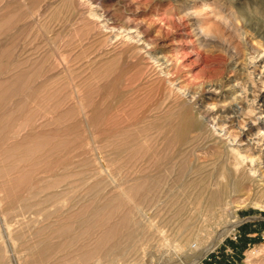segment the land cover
Segmentation results:
<instances>
[{"label":"rangeland","instance_id":"rangeland-1","mask_svg":"<svg viewBox=\"0 0 264 264\" xmlns=\"http://www.w3.org/2000/svg\"><path fill=\"white\" fill-rule=\"evenodd\" d=\"M79 2L0 0V253L6 251L0 264H89L103 254L100 264H164L168 258L178 264H264V189L250 180L241 183L230 176L220 178L221 160L217 162L220 165H213H218L215 168L208 167L205 181L201 180L204 189L191 187L190 194L185 192L188 199L182 193V179L174 181L181 184L179 187L173 183L174 188L164 193L162 199L167 202L168 190L172 191L169 195L177 191L176 196L179 194L182 199L179 208L185 205L179 217L169 224L165 218L173 214H165L161 220L154 216L155 222H166V228L163 224L161 228L166 229L163 234L169 245L162 248L164 242L158 241L164 239L156 233L158 236L152 235L146 250L133 251L132 255L128 252L123 257L126 259L122 258L124 262L121 258V262H116L107 251L110 244H133L127 238L132 225L128 216L132 202L130 205L118 196L126 185L128 192L133 185L143 191V186L150 183L149 174L152 180L157 175H167L165 180L172 182L185 164H206L217 159L221 147L224 150L222 143L212 142L213 148L221 149L217 153L202 138L198 139L200 142L192 141L193 147L187 141L204 127L198 104L221 107L230 99L226 97L228 84L248 83L252 69L247 64L248 57H254V71L263 68L264 0L88 2L86 7L102 10L116 28H123H117L114 34L110 28H98V20L94 21L97 18L90 14L91 7ZM199 26L211 35L201 37ZM126 27L138 35L141 32L140 36L149 42L147 47L143 49L137 41H125ZM231 46L239 54L233 55ZM163 53L169 61L166 70L155 60L156 55ZM262 78L258 79L256 93H264ZM173 81L192 90V94L197 92L193 94L196 97L179 92ZM207 82L222 87L220 91L209 90ZM257 113L260 119L256 118L254 127L264 123V108ZM241 117L236 119V133L251 124H245L248 117ZM179 149L189 152L188 156L183 153L181 157H186L180 158ZM169 175L173 177L170 179ZM138 177L140 182L135 180ZM199 184L196 182L200 187ZM41 189H57L65 193L67 202L54 204L49 202L52 199L46 201L43 196L34 195ZM224 189L232 191V202L220 218L221 208L215 202ZM139 191L129 194L134 198L142 194ZM137 196L134 199L139 201L141 196ZM111 199L117 200H113L115 207L112 204L101 208ZM23 200L37 204L26 212L27 222L18 225L10 218L13 209L9 207ZM44 206L49 208L48 214H34ZM31 216H42V223H30ZM112 226L114 231L108 235ZM103 236L106 240L112 237L107 247ZM177 244L185 245L179 253ZM39 249L44 250L38 252ZM208 249L205 257L197 260L200 252ZM105 251L115 260L108 259L110 255ZM42 252L46 258L41 257ZM83 252H90L84 260L80 257Z\"/></svg>","mask_w":264,"mask_h":264},{"label":"bare ground","instance_id":"bare-ground-1","mask_svg":"<svg viewBox=\"0 0 264 264\" xmlns=\"http://www.w3.org/2000/svg\"><path fill=\"white\" fill-rule=\"evenodd\" d=\"M80 2H79V4L81 3V4H85V7H86V4L88 3V4H93V0L91 1V0H79ZM216 2V1H215ZM215 2H213V1H211V3H215ZM11 3V2H10ZM210 3V2H209ZM7 4H9V3H7ZM217 4V3H216ZM93 5H95V4H93ZM92 6V5H91ZM91 6H89V7H91ZM218 6V5H217ZM89 7L87 6L86 8H88L89 9ZM6 8H7V6H6ZM5 8V9H6ZM9 8V7H8ZM7 8V9H8ZM101 8V7H100ZM213 8H215V6L214 7H212V9ZM102 10H99L98 8H95V7H91L90 8V14H91V16H95L97 19L95 20L94 18V21H97L98 20V23L96 24V25H98L97 27L98 28H101L100 27V25L101 26H104V27H106V30H108V28H110L111 29V32H112V34H114V32H115V30H117V28H119V27H117L116 28V26L112 23V22H110L109 21V17H105V16H107L103 11L101 12ZM88 13H89V11H87ZM108 13V12H107ZM214 13L216 14V12L214 11ZM110 14V13H109ZM90 16V17H91ZM112 18V17H111ZM223 19V18H222ZM227 20H228V18H227ZM115 22V21H114ZM200 27V28H199ZM197 29H199V31H198V34L199 35H201V37H202V35H207V34H210L211 35V33H208V32H206L205 33V30H203V29H201V27H203V26H199ZM103 28V27H102ZM132 28H134V27H132ZM162 28V27H161ZM204 28V27H203ZM119 29H121V28H119ZM123 29V28H122ZM121 29V30H122ZM125 29V28H124ZM236 29L238 30V28H237V26H236ZM249 29V28H248ZM248 29H246V30H248ZM120 30V31H121ZM127 32H126V34H125V41L127 40H132L133 42L134 41H137V42H139V44H142L143 45V49L144 48H146L147 47V45L149 44V42H147L146 41V38L145 39H143V37H141L140 35H141V32L139 33L140 35H138V33H134V30L133 29H131V28H127L126 27V29H125ZM138 30V29H137ZM161 30V29H160ZM207 31V30H206ZM245 31V30H244ZM263 32V31H262ZM240 33V32H239ZM111 34V33H110ZM117 34H118V31H117ZM119 34H120V32H119ZM262 34V33H261ZM204 35V36H205ZM263 35V34H262ZM115 36H116V33H115ZM119 36V35H118ZM123 36H124V34H123ZM117 37V36H116ZM206 37V36H205ZM121 38V37H120ZM208 38V37H207ZM122 39V38H121ZM124 39V38H123ZM116 40V39H115ZM119 41V40H118ZM129 42V41H128ZM151 42V41H150ZM8 44V43H7ZM7 44H5L6 46H7ZM129 44V43H128ZM134 44H135V42H134ZM150 44H152V43H150ZM142 45L140 46V47H142ZM14 46H15V44H14ZM14 46H12V48L14 47ZM140 47H139V49H140ZM151 47V46H150ZM235 47V46H234ZM234 47L233 46H231V49L234 51ZM261 48V47H260ZM229 49H230V47H229ZM262 49H263V46H262ZM147 50V52H148V49H146ZM150 50V49H149ZM261 50V49H260ZM145 51V50H144ZM230 51V50H229ZM232 51V52H233ZM236 51L238 52V50L236 49ZM236 51H234L233 52V55H236V54H239V53H236ZM264 51V50H263ZM140 52H142V49H141V51ZM146 52V51H145ZM146 52V53H147ZM231 52V51H230ZM260 53V52H259ZM259 53H258V56H259ZM263 53V52H262ZM149 54V53H148ZM151 54V53H150ZM246 54V56H247V53H245ZM261 54V53H260ZM263 55V54H262ZM261 55V56H262ZM152 56V55H151ZM232 56V55H231ZM238 56H240V58H241V55H238ZM238 56H237V58H238ZM147 57H149V56H147ZM234 57V56H233ZM243 57V56H242ZM245 57V56H244ZM156 58V59H155ZM154 59L158 62V64H159V67L160 68H163V69H167L168 68V66H169V61H168V58H167V56L163 53V54H161V55H156V57H155ZM261 58V57H260ZM243 59V58H242ZM254 57H248V61H247V64H248V66H249V68H252L251 70H250V74L249 75H251L250 76V81L247 83H242L241 81H235V82H233L232 84H228V89H230V91L227 93V95H226V97H228V101H226L224 104H223V106H221V107H218V108H215L213 105H210V104H205V102L204 103H201V104H198L197 105V110H198V112H199V114L202 116V122H203V124H204V127L199 131V133L197 134V135H193V137H187V138H189L188 140L189 141H187V142H189V144H190V142H194V141H196L197 142V140L198 139H200V138H202V139H204V140H206L208 143L210 142V145H209V148L210 147H212L211 146V143L212 142H214V143H222V145L224 146V150H223V148L221 147V149H222V153L217 157V159L216 160H213L212 159V161H210V160H208V161H210V163H208V161H206V164H203L204 162H202V164L200 163V164H196L195 163V161H192V162H194V164L192 163H190L191 165H188V166H186L185 167V165H184V167H181L180 168V170H178V174H180V175H176V176H172V175H169L168 177H170V179L173 177V179H171L172 180V182H170V181H168V180H165V176H167V175H165L164 177L161 175H157V177L154 179V180H152L153 178V176L151 177L152 179H149V175H148V180L150 181V183H145V185L146 186H143L144 187V190L143 191H139V190H141L139 187H140V185H139V189L137 190V186L135 185V187H134V185H133V187H134V189L135 190H137V192L139 191V193L141 192L142 194L141 195H138V196H141V198H139L140 200L138 201V200H135L136 199V196L133 198V196L132 195H130L129 193L132 191H135L134 189H132L133 187H131V189H130V191L128 192L127 190H128V187H127V185H126V188H127V190H126V188H123V190L118 194V196L120 197H122V198H124L125 199V201L127 200L128 201V203L130 202H132L130 205L133 207L132 209H131V211H129L130 212V214H129V212H127V215L129 216V222L132 224L131 226H130V224H129V226H130V234L129 233H126L127 235L129 234V236L127 237L129 240H131V241H133V244H128L127 246H125V247H123V246H118V245H114L113 247H112V244H110V247H108V248H110L109 250H107V249H105V250H107L109 253H112L114 256H112V257H115V259H116V262H117V259L119 260L120 258L122 259L123 257H124V255L125 254H127V255H129V253L128 252H130L131 254L130 255H132L134 252H140V250H143V249H145L146 250V244H148L149 243V240L152 238V235L153 234H155L156 235V237L158 236V234L160 233L161 235H162V238L164 239L163 241H161L162 239H161V235H160V238L159 239H161L160 241H158L157 239V241L158 242H164L163 243V245H162V248H164L163 246H167V245H169L170 244V241H169V239H168V237L165 235V234H163V232L164 231H166V229H164V228H166L165 226H167V225H165V223L163 224L162 222H160V220L161 219H163L162 218V216L164 217V215L165 214H173L172 215V217H166L164 220L165 221H168V224H169V221H171L173 218H176V217H179V214L178 213H180V210H182V208L185 206L184 204H182V207H180L179 208V206H181V205H179L180 204V200H182L181 198H179L178 197V195L176 196V194H177V191L174 193H171L172 191L171 190H168V194H167V196L166 197H168V198H170V199H167L166 197V199L167 200H169V201H167L166 202V200H163L162 198L164 197L163 195H164V193L166 192V190L167 189H170V187H173L174 188V185L176 184L177 185V183H174V181H177L178 179V181H180V179H182L180 182H182V184H184L183 186H185V188H184V190H183V195L185 196V192L188 190V192H189V189L192 187V188H203L204 189V186H203V184H204V182H202V181H205V177L206 176H204L205 175V173H207L208 171H210V169L208 168L209 166L211 167V165L213 166L215 163H217L218 161H220L221 160V162L223 163V168L221 169V171L219 172V177L220 178H225L226 176H230V177H232V179L234 180V181H236V178H238V179H240L241 181V183L243 182V181H249L250 180V182H252V183H254V184H257L258 186H262L263 187V189H264V123H257L258 125H257V127H254V122L259 118L260 119V115H258L257 116V111L258 110H262V108H264V93H256L255 91H256V87H257V85H258V79H260L261 77H264V64H263V66L262 65H260V68H262L261 70H259V72H257V71H254L255 69H254V66H255V63H254ZM240 60V59H239ZM231 61H233L232 59H231ZM238 61V60H237ZM236 61V62H237ZM242 61H246V60H242ZM241 61V62H242ZM257 61V60H256ZM155 62V61H154ZM241 62H240V64H241ZM246 63V62H245ZM157 64V63H156ZM258 64H260V63H258ZM231 65H233V63L231 64ZM242 65V64H241ZM246 65V64H245ZM155 66V65H154ZM234 66V65H233ZM247 66V67H248ZM259 67V66H258ZM238 68V67H237ZM157 69H159L158 67H157ZM162 69V70H163ZM235 69H236V67H235ZM161 70V71H162ZM233 70H234V68H233ZM238 70H239V68H238ZM258 70V69H257ZM170 71V70H169ZM166 72V71H165ZM164 72V73H165ZM168 72V71H167ZM245 72V71H244ZM255 72H257L256 74H255ZM168 74V73H167ZM167 74H165V76L167 75ZM247 74V73H246ZM169 75V74H168ZM171 75H173V73L171 74ZM247 77V76H246ZM235 78V77H234ZM243 78V77H242ZM171 79V78H170ZM173 79V78H172ZM175 79V78H174ZM241 79V78H240ZM240 79H238V80H240ZM246 79V78H245ZM263 79V78H262ZM234 80H236V78L234 79ZM176 81V80H175ZM212 81V80H211ZM178 82V81H177ZM214 82H216V81H214ZM244 82H245V80H244ZM173 83H174V81H173ZM180 83V82H179ZM210 83V82H209ZM262 83L264 84V79H263V81H262ZM261 83V85H263ZM171 84V83H170ZM175 84V88L177 89V90H179V92H180V90L183 92L184 91V93H185V95H187L188 97H191V98H195L194 96H193V94H192V90L191 91H187L186 89H184L185 87H183L182 85H179L178 83H174ZM181 84V83H180ZM206 84V83H205ZM204 84V85H205ZM207 85H208V89L209 90H213V91H215V90H219V88H221L222 86H219V83H218V85H217V83L216 84H208V82H207ZM206 85V86H207ZM260 85V86H261ZM169 86H171V85H169ZM260 86H259V88H260ZM264 86V85H263ZM262 87V86H261ZM201 88V87H200ZM207 88V87H206ZM258 88V87H257ZM170 89H171V87H170ZM175 89V90H176ZM190 89V88H189ZM172 90V89H171ZM173 90H174V88H173ZM204 90H206V89H204ZM260 90H261V88H260ZM263 90V89H262ZM195 91H198V90H195ZM220 91V90H219ZM224 91V90H223ZM172 92V91H171ZM179 92H177V93H179ZM176 93V94H177ZM174 94V93H173ZM181 94V93H180ZM195 94H197V92L195 93ZM194 94V95H195ZM216 94V93H215ZM224 94V93H223ZM182 95V94H181ZM184 97V96H183ZM198 97V96H197ZM185 98V97H184ZM197 101V100H196ZM195 100H194V103L196 102ZM220 102V101H219ZM189 103H190V101H189ZM198 103V102H197ZM196 104V103H195ZM194 104V105H195ZM218 104V103H217ZM196 106V105H195ZM200 116V117H201ZM248 117L249 119H248V121H246V123L245 124H247V125H249L250 123V125L249 126H246V127H248V129L246 130V127L244 126V128L243 127H240L241 128V130L239 129V131H237V133H236V127H235V125H236V119L237 118H239V117ZM263 115H261V117H262ZM242 117H241V119H242ZM257 118V119H256ZM258 119V120H259ZM238 120V119H237ZM240 120V119H239ZM242 122H243V120H241ZM193 122H194V119H193ZM245 122V121H244ZM256 123V122H255ZM239 124V123H238ZM244 124V125H245ZM193 125V124H192ZM191 125V126H192ZM193 127L194 126H192V129H193ZM238 127V128H239ZM253 129H255V130H253ZM190 130V129H189ZM253 130V131H252ZM179 131V130H178ZM194 131V130H193ZM239 132V133H238ZM180 133V132H179ZM189 133H190V131H189ZM196 134V133H195ZM191 135V134H190ZM191 135V136H192ZM189 136V135H188ZM177 137H178V134H177ZM180 138H178V141H180L179 140ZM182 139V138H181ZM184 139V138H183ZM182 141V140H181ZM184 141V140H183ZM182 141V142H183ZM199 141V140H198ZM181 142V143H182ZM186 142V141H185ZM193 142H192V146L191 147H193ZM200 142V141H199ZM201 142H202V140H201ZM205 142V141H204ZM214 143L212 144L213 145V147H214ZM236 143H238V144H236ZM184 146H185V144H184V142L182 143ZM181 144V145H182ZM189 144L187 143V147H189ZM194 144H197V143H194ZM200 144H202V143H200ZM204 144V143H203ZM207 144V143H206ZM198 145V144H197ZM205 145V144H204ZM218 145V144H217ZM216 145V146H217ZM221 145V144H220ZM201 146V145H200ZM190 147V148H191ZM199 147V146H198ZM203 148L205 147V146H202ZM202 147H199V148H202ZM212 147V148H213ZM218 147H219V145H218ZM190 148H189V151H190ZM197 148V147H196ZM196 148H194L193 150H195ZM206 148V147H205ZM181 149H182V147H181ZM198 149V148H197ZM213 149H215L216 150V147L215 148H213ZM221 149L219 150V149H217L216 151H217V153H219V151H221ZM184 150V149H183ZM180 151V149L178 150V151H180V153H179V157L180 158H182L181 156L183 155V153H185V151ZM193 150H192V152H193ZM219 150V151H218ZM186 151H188V150H186ZM206 151V150H205ZM205 151H202V153L203 152H205ZM210 151H212V154H213V150H211L210 149ZM216 151H215V153H216ZM195 152H196V150H195ZM187 153H189V152H187ZM187 153H185L184 155H186ZM191 153V152H190ZM206 153V152H205ZM214 153V154H215ZM192 154V153H191ZM195 154H197V153H195ZM195 154H192V155H195ZM199 154H200V152H199ZM198 154V155H199ZM198 155H196V156H193V157H198ZM186 156H188V155H186ZM186 156H184V157H186ZM178 157V159H180ZM183 157V158H184ZM213 157H215V156H213ZM212 157V158H213ZM182 158V159H183ZM189 158V157H188ZM187 158V159H188ZM177 159V160H178ZM187 159H186V161H187ZM191 159H192V157H191ZM194 160H195V158H193ZM192 159V160H193ZM215 159V158H214ZM197 160V159H196ZM181 161H184L185 162V160H181ZM198 161H199V158H198ZM216 161V162H215ZM189 162H190V158H189ZM188 162V163H189ZM197 162V161H196ZM181 163V162H180ZM218 165H220L219 163H217ZM216 164V166H218ZM174 166V165H173ZM176 166V165H175ZM215 166V167H216ZM214 166H213V168H215ZM175 168V167H174ZM175 170V169H174ZM183 170V171H182ZM211 170H212V168H211ZM215 170V169H214ZM212 172H213V170H212ZM211 172V173H212ZM148 174V173H147ZM177 174V173H176ZM145 175H146V173H145ZM141 176V175H140ZM139 176V177H140ZM156 176V175H155ZM139 177L136 179L135 178V180H138L139 182H140V180H139ZM142 177H144V175H142ZM146 177V176H145ZM144 177V178H145ZM147 178V177H146ZM146 178L144 179V180H146ZM141 179V178H140ZM167 179V178H166ZM169 179V180H170ZM132 180H134V179H132ZM134 180V181H135ZM152 180V181H151ZM202 180V181H201ZM138 181H135V182H137L138 183ZM245 181V182H246ZM145 182H147V181H145ZM196 182H198V183H200L199 185H201L200 187L198 186V185H196ZM239 182V183H240ZM68 183V182H67ZM143 183V185H144V182H142ZM142 183H139V184H141L142 185ZM174 183V185H172ZM179 183V182H178ZM238 183V185L240 186V185H242V184H239ZM246 184V183H245ZM54 186L55 184H51L50 186ZM64 185H66L65 183H64ZM129 185V184H128ZM138 185V184H137ZM172 185V186H171ZM175 185V186H176ZM179 186L181 185V184H178ZM177 185V187H179ZM243 185H244V183H243ZM249 185H250V183H249ZM256 185V186H257ZM68 186V185H67ZM132 186V185H131ZM182 186V187H183ZM235 186V184L233 185V187ZM237 186V185H236ZM251 186V185H250ZM249 186V188H251ZM253 186V185H252ZM49 187V186H48ZM130 187V186H129ZM142 187V186H141ZM176 187V190H178V188ZM181 187V188H182ZM195 188V189H196ZM143 189V188H142ZM258 189V188H257ZM226 189H224L222 192H221V196L219 197V198H217V201L215 202L217 205H218V207L219 208H221V212L219 213L220 215V218L221 217H223L224 215H225V209L227 210V207H228V205H229V203L231 204V200H230V193L232 192V191H228V192H224ZM231 190H232V188H231ZM255 190V189H254ZM261 190V189H260ZM169 191H171L170 192V195H169ZM182 191V190H181ZM257 191V190H256ZM132 192H131V194H132ZM136 192V193H137ZM180 192V190L178 191V193ZM191 192V191H190ZM190 192H189V194H190ZM134 193V192H133ZM136 193H134V194H136ZM181 193V194H182ZM227 193V194H226ZM166 194V193H165ZM180 194V195H181ZM34 195H36V196H43L44 197V200H50V199H52L51 201H49V202H53L54 204H56V203H58V202H62V203H64L65 204V202H67V197L65 196V193H62V192H59V190H57V189H54V190H51V191H45L44 189H41V190H39L36 194L34 193ZM169 195V196H168ZM114 196H117V195H114ZM137 196V197H138ZM182 196V195H181ZM180 196V197H181ZM177 197H178V199H177ZM186 198L188 197L187 195L185 196ZM184 197V198H185ZM112 198H114V197H112ZM117 198V197H116ZM115 198V199H116ZM182 198H183V196H182ZM119 198H117V200H118ZM138 199V198H137ZM188 199V198H187ZM186 199V200H187ZM113 200L114 199H111V200H108V203H106L103 207H101V208H107V207H112V204H113ZM116 200V201H117ZM186 200H183V201H186ZM110 201V202H109ZM115 200H114V202H116ZM120 201V200H119ZM124 201V200H123ZM125 201H124V203H125ZM134 201H136V202H134ZM138 201V202H137ZM189 201V200H188ZM120 203H121V201H120ZM127 203V205H129ZM186 203H187V201H186ZM37 203H32V202H30V201H27V200H23V201H21L20 203H18V204H16L15 206H10L9 208L10 209H13V211L10 213V218H12V220H15V222L19 225V224H24L25 222H27L26 221V219H25V217H26V212L27 211H30V210H32L33 209V206L34 205H36ZM118 204H119V202H118ZM116 206H118L117 204H116ZM167 206H169V211L170 212H168L167 210ZM113 207H115V205L113 204ZM128 207V206H127ZM167 207V208H166ZM8 208V209H9ZM113 209H115V208H113ZM166 209V210H165ZM178 209V210H177ZM128 210V209H127ZM152 210V211H151ZM48 211H49V208L48 207H43V209L42 210H40V211H37V212H35L34 214H36V215H38V214H48ZM149 211H151V212H154V215L152 216V214L150 215V213H149ZM164 211H167V213H165ZM127 215H125L126 216V223L128 222V216ZM156 215L157 216H159V223L158 222H155V221H157L156 220ZM182 215H183V213H182ZM124 216V217H125ZM156 218H155V217ZM41 218H42V216H31V218H30V223H34L35 224V226L37 225L38 226V224L39 223H42V221H41ZM127 224V225H128ZM161 224H163L164 225V228H163V226H162V228L164 229H162L161 228ZM42 226V225H41ZM114 226H116V225H114ZM8 227V232H9V226H7ZM128 227V226H127ZM42 228V227H41ZM110 228V227H109ZM114 227L112 226V229H113ZM116 229H115V231H114V229L112 230V231H109V233H108V235L111 233V232H115V233H112V234H116V231H117V226L115 227ZM131 228H133V230L131 231ZM12 230H13V228H11ZM38 231V230H37ZM40 231H42V230H40ZM129 230L127 229V232H128ZM64 232H66V231H64ZM11 233V232H10ZM156 233H158V234H156ZM9 234V233H8ZM105 234V233H104ZM103 233H102V235H104ZM110 235V236H114V235ZM10 235V234H9ZM3 237V236H2ZM12 237H14L13 235H12ZM105 236H103V238H104ZM108 237L109 236H107V239H108ZM111 237V238H112ZM153 237H154V235H153ZM102 238V237H101ZM110 238V239H111ZM98 239V238H97ZM110 239H108V240H110ZM0 240H1V238H0ZM99 240V239H98ZM98 240H96L97 242H98ZM106 240V238H104V241ZM108 240H106L107 241V244H106V247H107V245L109 244V242H112V241H108ZM112 240V239H111ZM153 240H155V239H153ZM153 240H151V242L153 241ZM99 241H101V239L99 240ZM1 242V241H0ZM151 242H150V244H151ZM104 243H102V241H101V244H104ZM115 243H117V242H115ZM115 243H113V244H115ZM189 242L187 241V244H188ZM191 243H192V241H191ZM190 243V244H191ZM46 244H48V243H46ZM98 244V243H97ZM96 244V245H97ZM105 244H104V246H105ZM159 244V243H158ZM1 243H0V247H1ZM3 245H4V243H3ZM51 245V244H50ZM95 245V244H94ZM160 245H161V243H160ZM109 246V245H108ZM183 246L185 247V245H176V247L178 248V250H176L177 252L178 251H181L182 249H183ZM3 247V246H2ZM41 247H42V245H41ZM41 247H39V248H41ZM49 247V246H48ZM47 247V248H48ZM53 247H54V245H53ZM98 247H100V246H98ZM105 247V248H106ZM147 247H150L149 245L147 246ZM175 247V248H176ZM43 248H44V246H43ZM52 247H50V249H51ZM101 248V247H100ZM99 248V249H100ZM176 248V249H177ZM2 249V248H1ZM45 249V248H44ZM44 249H39L38 250V252H40L41 250H44ZM49 249V250H50ZM95 249H98V248H96L95 247ZM98 249V250H99ZM102 249V248H101ZM148 250H149V248H147ZM186 249H187V247H186ZM185 249V250H186ZM5 250H7V249H5ZM4 250V251H5ZM48 250V249H47ZM139 250V251H138ZM209 250L210 249H208V250H203L202 252H200V255H199V257H198V259L197 260H200L201 258H203V257H205V255L209 252ZM3 251V250H2ZM46 251V250H45ZM107 251H105V254H106V252ZM134 251V252H133ZM184 251V250H183ZM182 251V252H183ZM38 252H37V255H38ZM44 252V251H43ZM42 252V253H43ZM49 252V251H48ZM94 252H95V250H94ZM100 252H101V250H100ZM103 252H104V249H103ZM107 252V253H108ZM136 252V253H137ZM142 252V251H141ZM145 252V251H144ZM144 252H142L141 254L143 255V253ZM108 253V254H109ZM179 253V252H178ZM5 254H6V251H5ZM5 254H3V253H0V261H1V257H3V256H5ZM107 254V255H108ZM111 254V255H112ZM139 254V253H138ZM141 254H139V256L141 255ZM145 254V253H144ZM164 254H166V252L164 253ZM41 255V254H40ZM47 255V254H46ZM90 255V252H83V253H81V255H80V257H81V259H83L84 260V258L86 257V256H89ZM104 255V254H103ZM102 255V256H103ZM110 255V254H109ZM111 255L109 256V258L108 259H110L111 258ZM101 256V257H102ZM106 256V255H105ZM149 256H152V255H149ZM148 256V257H149ZM6 257V256H5ZM8 257V256H7ZM34 257H36V256H34ZM37 257H39V256H37ZM41 257H43V258H46V256L44 255V253L42 254V256ZM40 257V258H41ZM101 257L99 258V256L94 260L93 259V261L91 262V263H89V264H100L101 262H100V260H101ZM144 258V257H143ZM142 258V259H143ZM34 259H36V258H34ZM38 259V258H37ZM103 259V258H102ZM107 258L105 257V259L104 260H106ZM112 260H115V259H113V258H111ZM120 259V260H121ZM123 259H126V257L125 258H123ZM122 259V260H123ZM111 260V261H112ZM119 260V261H120ZM148 259L146 258V261H147ZM36 261V260H35ZM40 261H42V260H40ZM102 261V260H101ZM125 260H123V262H124ZM176 260H172V259H170V258H168L167 259V261H166V263H164V264H178V262H175ZM105 261H103V263H104ZM112 262H115V261H112ZM121 262V261H120ZM116 264H119V263H116ZM146 264H148L147 262H146Z\"/></svg>","mask_w":264,"mask_h":264}]
</instances>
